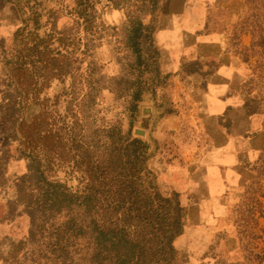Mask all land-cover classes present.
Segmentation results:
<instances>
[{
    "label": "rangeland",
    "instance_id": "obj_1",
    "mask_svg": "<svg viewBox=\"0 0 264 264\" xmlns=\"http://www.w3.org/2000/svg\"><path fill=\"white\" fill-rule=\"evenodd\" d=\"M1 5L0 264H108L102 255L90 259L84 237L72 235L84 226L76 198L85 190L86 165L120 171L111 149L118 147L124 160L132 139L145 145L135 174L181 208L171 264H264V0H244L250 40L242 49L247 108L259 117L261 147L236 185L221 234L190 241L183 238L186 209L164 167L193 143V114L163 95L171 80L161 73L153 36L157 0ZM171 117H178L175 127L166 124ZM142 183L135 185L140 196L148 186ZM57 187L74 195L68 214L50 206ZM112 216L121 223L120 210Z\"/></svg>",
    "mask_w": 264,
    "mask_h": 264
},
{
    "label": "crops",
    "instance_id": "obj_2",
    "mask_svg": "<svg viewBox=\"0 0 264 264\" xmlns=\"http://www.w3.org/2000/svg\"><path fill=\"white\" fill-rule=\"evenodd\" d=\"M243 19L244 0H157L153 36L161 73L171 80L163 95L193 114V143L164 167L186 209L185 241L204 240L229 221L236 185L261 147L259 117L247 108ZM171 118L166 124L175 127L178 117Z\"/></svg>",
    "mask_w": 264,
    "mask_h": 264
},
{
    "label": "trees",
    "instance_id": "obj_3",
    "mask_svg": "<svg viewBox=\"0 0 264 264\" xmlns=\"http://www.w3.org/2000/svg\"><path fill=\"white\" fill-rule=\"evenodd\" d=\"M123 149L129 152L124 160L118 147L111 149L114 157L112 164L120 171L103 172L99 170L98 163L95 166L86 165V175L83 177L85 190L76 198L81 206L84 226L82 224L78 232L72 235L74 238L77 234L84 237V248L89 251L90 259L102 255L108 264L113 257L116 264H171L174 251L172 242L181 231V208L168 197L152 190L147 178L135 174L137 167H141L139 161L145 145L132 139ZM123 169L125 172L121 174ZM138 181L140 184H143L142 181L148 183L143 187L142 196L135 186ZM59 185L55 182L54 186ZM53 191L51 208L70 213L74 195L58 187ZM133 191L138 199L132 196ZM117 210H120L118 219L121 223L114 224L112 214ZM71 221L72 218L68 223ZM32 234L31 231L30 236Z\"/></svg>",
    "mask_w": 264,
    "mask_h": 264
}]
</instances>
